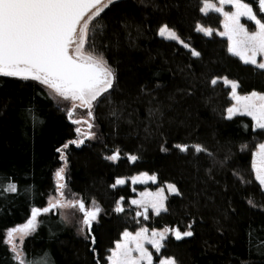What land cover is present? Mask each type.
<instances>
[{"label": "trees", "instance_id": "trees-1", "mask_svg": "<svg viewBox=\"0 0 264 264\" xmlns=\"http://www.w3.org/2000/svg\"><path fill=\"white\" fill-rule=\"evenodd\" d=\"M201 6L202 0H116L92 21L86 51L102 53L116 77L90 120L87 110L75 113L91 122L93 137L45 85L0 75V264H18L6 233L26 224L34 208L48 206L61 168L65 196L87 207L94 201L101 211L90 230L79 210L70 223L60 211L40 213L23 245L34 264H107L123 233L143 225L194 233L176 240L169 231L160 251H152L153 264L164 257L176 264H264V188L252 168L264 131L247 115L228 118L234 102L222 81H236L241 95L264 93V70L228 51L227 39L216 33L223 17L204 14ZM165 24L190 47L161 37ZM198 25L215 32L207 36ZM79 134L84 142L71 143ZM196 144L212 155L196 152ZM117 151V160L107 159ZM145 173L157 179L150 189L172 184L179 190L167 197V211H148L147 219L132 204L146 188L132 179ZM8 183L15 192L6 190Z\"/></svg>", "mask_w": 264, "mask_h": 264}, {"label": "snow or ice", "instance_id": "snow-or-ice-1", "mask_svg": "<svg viewBox=\"0 0 264 264\" xmlns=\"http://www.w3.org/2000/svg\"><path fill=\"white\" fill-rule=\"evenodd\" d=\"M112 3L113 0H108L107 5L103 0H0V75L30 78L47 86L64 100L72 103L69 119L72 118L77 107L87 109V115L92 117L94 102H103L98 101V98L113 87L116 77L103 54L95 50L85 51L84 45L88 39L90 23L97 18L102 19L104 8L111 6ZM226 4L231 5L234 10L225 11ZM210 10L223 17V31L218 34L227 37L228 51L239 57L244 64L264 70V0H252V2L219 0V6L212 3V0H202L200 11L207 14ZM89 13L91 14L88 15ZM86 15H88L87 20L84 19ZM241 17L254 24L252 30H249L245 23H241ZM82 21L84 23L81 27ZM197 30L206 35H211L213 31L210 27L200 25ZM158 31L160 36L167 34L170 39L178 41L185 48L190 47L167 24L161 26ZM74 44L75 53L72 54L70 49ZM192 55L200 56V53L193 49ZM217 79L219 78L212 79L211 84L215 85ZM223 80L225 84L231 86V99L235 101L226 109L228 118L237 113L247 115L254 122L253 128L264 131V93L253 91L241 96L236 91L238 87L236 81H230L227 77ZM73 123H87L89 131L85 135L94 136L91 132L93 127L91 122L77 119L73 120ZM76 131L79 133L80 129L77 128ZM83 142V139H80L71 143L79 145ZM176 147L183 152L189 150L186 144H177ZM192 147L198 153L205 152L209 156L212 155L208 149L199 144ZM118 158V151L107 157L109 160ZM130 158L136 160L135 156ZM252 168L255 179L259 185L264 186V143L259 145V150L255 153ZM63 173V168L57 172L59 181L64 180ZM150 178L155 179V177ZM117 183H124V180L118 178ZM0 187L4 186L0 185ZM65 187V184L58 182L56 191L60 199L54 198L47 207L34 208L32 218L26 224L8 230L7 243L11 245V250L15 254L14 259L18 264H34V261L27 259L26 254L18 247L15 234H21L22 242L23 235L34 229L36 218L42 212L48 213L51 209L63 208L66 205L78 207L79 212L82 213V225L91 229L101 209L95 206L94 201L92 207H87L83 200H65L63 191ZM168 187L173 192H179L175 185L169 184ZM6 190L15 192L16 185L8 183ZM141 196V200L132 201L133 204L144 208L143 213L138 215H143L147 219L149 205L157 214L161 209L167 211L162 189L155 194L145 192ZM123 210V207L117 205L116 211ZM169 231L173 232L176 240L194 235L191 230L181 231L179 228H166L163 232L153 230L151 236H148L147 228H141L135 234L125 231L124 239L117 241L115 247L110 250L107 264H142V262L153 264L152 253L144 246V242L147 241L159 252L163 247L165 234ZM92 240L95 242V237H92ZM45 264L49 262L45 261ZM159 264H176V261L172 257H164Z\"/></svg>", "mask_w": 264, "mask_h": 264}, {"label": "rangeland", "instance_id": "rangeland-1", "mask_svg": "<svg viewBox=\"0 0 264 264\" xmlns=\"http://www.w3.org/2000/svg\"><path fill=\"white\" fill-rule=\"evenodd\" d=\"M114 1H116V0H113V2ZM105 5H107L108 4V0H105L104 2H103ZM212 3H214V4H216L217 6H219V0L218 1H214V2H212ZM108 7V6H107ZM106 8V7H105ZM104 8V9H105ZM224 10L225 11H231V10H234V9H232V7H231V5H224ZM210 12H214V11H209L208 13H210ZM204 13V12H203ZM207 13V14H208ZM91 13H89L88 15H90ZM205 14V13H204ZM88 15L84 18L85 20H87L88 19ZM222 16V15H221ZM243 20H247L245 17H241V23H243L242 21ZM83 23H84V21H82L81 22V27H82V25H83ZM92 23V22H91ZM91 23H90V25H91ZM90 25H89V28H90ZM79 30L80 29H78V32H79ZM221 31H223V26H222V30ZM88 32H89V30H88ZM214 30L212 31V34H214ZM220 31H216V33L218 34ZM202 33H204V32H202ZM205 34V33H204ZM211 34V35H212ZM211 35H207V36H211ZM162 37V36H161ZM222 37V36H221ZM163 38H165V39H168V40H172V39H170L168 36H167V34H165V36H163ZM224 38H226L227 39V37H224ZM175 41V40H174ZM178 42V41H177ZM87 43V42H86ZM86 43H85V45H84V49H85V51H86ZM70 52L72 53V54H74L75 53V44L72 46V48L70 49ZM260 58L258 57V60H259ZM222 81L224 82V80L222 79ZM230 88H231V86L230 85H228ZM46 88H47V91L49 92V94H50V96L54 99V101H55V103H57L59 106H61L62 107V109H64V110H66L68 113L72 110V103L70 102V101H67V100H64L62 97H60L59 95H57L53 90H51V89H49L47 86H46ZM238 88V87H237ZM236 91H237V89H236ZM238 93V92H237ZM239 94V93H238ZM239 95H241V94H239ZM241 96H243V95H241ZM233 102L235 103V101L233 100ZM233 103V104H234ZM94 104H95V102H94ZM81 110L82 111H84V110H87V109H84V108H79V107H77L76 109H75V111L73 112V114H72V119H74V120H77V119H80L75 113H77V112H81ZM88 111V110H87ZM242 114H239V113H237L236 115H234L233 117H231L230 119H232V118H234L235 116H241ZM86 119L87 120H90V118H89V116L88 115H86ZM85 136L84 134H79V136H78V138H79V140L80 139H82L83 138V136ZM259 150V148L257 149V151ZM256 151V152H257ZM255 152V153H256ZM254 159H255V157H254ZM63 169H65V168H63ZM65 171V170H64ZM64 174V173H63ZM150 177H155V176H149V175H147V176H145V175H143V174H141V175H139V176H136V177H134L135 178V180H134V178L132 179V183L133 184H138V185H143V186H145L146 188L144 189V190H142V191H138L137 193V197L134 199V200H141L142 199V196H141V194L142 193H145V192H147V193H152V194H155V193H157L158 191H160L161 189L163 190V196L165 197V200H164V206L166 207V201H167V197L169 196V195H174V194H177V192H173V191H171L170 189H169V184L168 185H166V186H163V187H161V188H158V189H150L148 186L150 185V184H156V182H157V179H156V177H155V179H151ZM56 181H57V185H58V182L59 183H63V181H59V178L57 177L56 178ZM124 182H125V180H124ZM118 185H123L124 183H117ZM263 188H264V186H263ZM64 191V190H63ZM54 198L55 199H60V197H59V193L57 192V195H54V196H52L50 199H49V202H52V201H54ZM64 199L65 200H76L75 198L74 199H69V198H67L66 196L64 197ZM145 199H147V198H145ZM49 204V203H48ZM133 204V203H132ZM137 209H138V211H140L139 213H143V211H144V208L142 207V206H140V205H137V204H133ZM55 212L56 211H60L61 212V214H62V217L68 222V223H70L72 220V218H73V213L72 212H75V211H78V208L77 207H72V206H70V205H66L65 207H63V208H54L53 209ZM148 211H153L154 213H156L152 208H151V206L149 205V207H148ZM164 210L163 209H161V211H160V213L161 212H163ZM157 214V213H156ZM37 226H38V219L36 218V224H35V227H34V229L33 230H31L30 232H28L27 234H24L23 235V240H22V242H21V234L20 233H17V234H15V242H16V244L18 245V247L19 248H21L22 250H23V245H24V242H25V240L29 237V236H31L35 231H36V229H37ZM86 226H84V228H85ZM141 228H147L145 225H143L142 227H140L138 230H136L135 232H131V233H133V234H135L136 232H138ZM148 229V228H147ZM152 231L153 230H149L148 229V236H151V233H152ZM157 232H163L164 230H156ZM8 232V231H7ZM170 235V233L169 232H167L166 234H165V236H166V238L168 237ZM165 238V239H166ZM124 239V237H122V240ZM163 242H164V240L162 241V244H163ZM6 243H7V233H6ZM8 244V243H7ZM8 246H9V248L11 249V245H9L8 244ZM144 246L152 253V251H156V249L155 248H153V246L150 244V243H148L147 241H145L144 242ZM12 251V250H11ZM133 255H137V253H133ZM153 256V255H152ZM153 263H154V258H153ZM142 264H145V262H142Z\"/></svg>", "mask_w": 264, "mask_h": 264}, {"label": "water", "instance_id": "water-1", "mask_svg": "<svg viewBox=\"0 0 264 264\" xmlns=\"http://www.w3.org/2000/svg\"><path fill=\"white\" fill-rule=\"evenodd\" d=\"M104 1H105V0H103V2H104ZM86 16H87V15H86ZM86 16H85V17H86ZM51 210H52V209H51Z\"/></svg>", "mask_w": 264, "mask_h": 264}, {"label": "crops", "instance_id": "crops-1", "mask_svg": "<svg viewBox=\"0 0 264 264\" xmlns=\"http://www.w3.org/2000/svg\"><path fill=\"white\" fill-rule=\"evenodd\" d=\"M254 157H255V155H254Z\"/></svg>", "mask_w": 264, "mask_h": 264}]
</instances>
